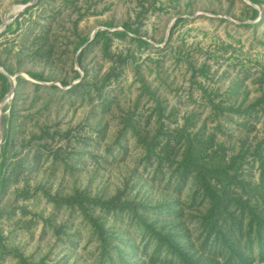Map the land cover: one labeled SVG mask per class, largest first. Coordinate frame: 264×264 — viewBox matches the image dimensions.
Listing matches in <instances>:
<instances>
[{
  "label": "rangeland",
  "instance_id": "obj_1",
  "mask_svg": "<svg viewBox=\"0 0 264 264\" xmlns=\"http://www.w3.org/2000/svg\"><path fill=\"white\" fill-rule=\"evenodd\" d=\"M257 219L264 0H0V264H264Z\"/></svg>",
  "mask_w": 264,
  "mask_h": 264
},
{
  "label": "trees",
  "instance_id": "obj_2",
  "mask_svg": "<svg viewBox=\"0 0 264 264\" xmlns=\"http://www.w3.org/2000/svg\"><path fill=\"white\" fill-rule=\"evenodd\" d=\"M183 168L184 171H186V169H188V167H191L195 170V173H194V176L193 178L195 180L198 181V184L199 186L203 189V192H205L207 194V196L210 197V200H211V204L212 205H216L217 204V201L220 199V191L216 190V184H217V181L220 182L219 184L222 186V188H225L226 187V183L222 182L219 180V178L216 176V173H213L212 172H208L209 174H207V177H202V173L203 172H200L199 171V167L197 166H193V163H191V157H184L182 159V161H180L178 164H177V168ZM191 170V169H189ZM213 171V170H211ZM139 219V222L142 223L141 225V228L140 230L143 231V232H146V233H149L150 232V229L149 227L147 226L146 222L143 221L142 218H138ZM209 218L206 217L205 219V222H208ZM254 221V224H255V229L253 230V232L251 233V225L248 226V230L246 232H242L241 229L238 230L237 234H242V233H246V236H245V242H248L251 240L252 236L254 237L255 239V247L257 249V251H261L264 249V241H263V235H264V223H262V221H260L259 219L257 220H250V224H252V222ZM146 224V225H145ZM233 225H236L234 224L233 222L229 225V227H231L230 229L233 228ZM210 229H212V224L209 225ZM234 227H238V226H234ZM222 231L221 230H217L215 231L214 233V238L215 240L218 242H220V244H223V243H227V240H225V238L222 236ZM253 243V242H251ZM168 244V247H171L174 246L173 243L169 242L167 243ZM229 244H227V246H225V250L228 252V256L230 255H233L234 254V249L231 247L232 246H228ZM221 251V249H220ZM191 256L188 255V254H183V255H180L178 256V260L182 263V264H220L218 261H216V259H208L207 257L203 258V260H196V262H191Z\"/></svg>",
  "mask_w": 264,
  "mask_h": 264
}]
</instances>
